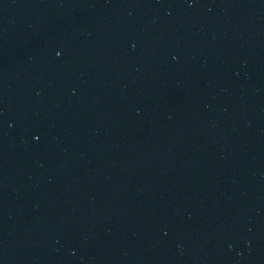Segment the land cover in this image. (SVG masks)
<instances>
[{
  "label": "water",
  "instance_id": "1",
  "mask_svg": "<svg viewBox=\"0 0 264 264\" xmlns=\"http://www.w3.org/2000/svg\"><path fill=\"white\" fill-rule=\"evenodd\" d=\"M0 264H264V0H0Z\"/></svg>",
  "mask_w": 264,
  "mask_h": 264
}]
</instances>
